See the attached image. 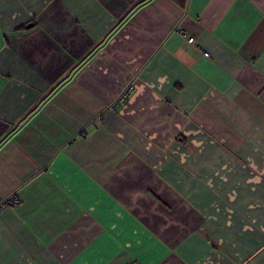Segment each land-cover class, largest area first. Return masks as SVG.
I'll use <instances>...</instances> for the list:
<instances>
[{"label":"crops","instance_id":"crops-1","mask_svg":"<svg viewBox=\"0 0 264 264\" xmlns=\"http://www.w3.org/2000/svg\"><path fill=\"white\" fill-rule=\"evenodd\" d=\"M0 264H264V0H0Z\"/></svg>","mask_w":264,"mask_h":264},{"label":"built area","instance_id":"built-area-1","mask_svg":"<svg viewBox=\"0 0 264 264\" xmlns=\"http://www.w3.org/2000/svg\"><path fill=\"white\" fill-rule=\"evenodd\" d=\"M181 33L182 36L185 37L183 31H179ZM187 38V41L189 43H195V39L194 37L190 36V37H186ZM205 56H208V53H204ZM131 90V86L130 85H127L124 90L120 93V95L116 98L114 104H119V103H122L125 98L128 96V93L130 92ZM8 202L11 203V204H17L19 202V199L17 197H15L14 195L10 196L9 199H8Z\"/></svg>","mask_w":264,"mask_h":264}]
</instances>
